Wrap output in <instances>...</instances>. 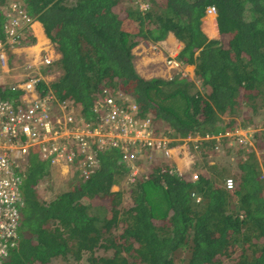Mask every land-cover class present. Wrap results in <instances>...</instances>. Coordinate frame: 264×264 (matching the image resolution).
Segmentation results:
<instances>
[{"label": "trees", "instance_id": "trees-1", "mask_svg": "<svg viewBox=\"0 0 264 264\" xmlns=\"http://www.w3.org/2000/svg\"><path fill=\"white\" fill-rule=\"evenodd\" d=\"M11 1L0 0V11ZM14 1L42 23L59 52L38 66L43 73L59 69L52 81L38 79L40 96L51 88L86 120H99L93 106L98 96L104 90L125 93L138 103L139 115L149 114L155 134H198L190 146L207 166H199L193 179L164 151L156 157L155 147H147L145 153H153L147 171L132 182L133 163L121 160L118 146L95 147L97 166L90 174L84 177L74 166L77 179L69 175L66 187L47 198L40 185L53 189L51 163L34 153L18 169L25 172L19 234L1 264H46L59 255L81 264L84 251L87 264H264V164L253 148L216 136L240 124H260L254 148L264 155V0ZM210 5L216 9L217 38L201 28ZM3 21L0 13L1 32ZM206 21L213 25L214 15ZM169 32L182 42L176 58L182 67L193 65L194 75L142 76L133 47ZM34 40L27 30L22 44ZM12 82L0 81V97L23 92L11 89ZM221 150L236 160L232 188L223 185L228 169L208 166ZM100 247L110 254H96Z\"/></svg>", "mask_w": 264, "mask_h": 264}, {"label": "built area", "instance_id": "built-area-1", "mask_svg": "<svg viewBox=\"0 0 264 264\" xmlns=\"http://www.w3.org/2000/svg\"><path fill=\"white\" fill-rule=\"evenodd\" d=\"M0 13L4 19L0 31L1 71L16 49L24 46L22 37L25 32L28 30L33 35L35 16L14 0ZM40 52L38 62L24 63V67L30 66V69L25 70L20 81L10 84L11 89L21 88L25 94L0 97V264L9 247L16 242L24 205L21 183L25 172L18 169L26 168L35 151L53 165L74 162L75 168L85 177L97 166L94 148L115 145L121 149V160L133 163L132 181L137 174L135 166L143 160L150 161L153 156L152 152L145 153V148L154 146L156 157L157 150L169 154V140L163 138L166 135L155 134L149 127L148 118L136 117L134 103L122 105L104 90L103 100L93 104L95 110L101 112L99 120H86L78 109L67 105V100L56 98L51 89L40 96L34 85L42 75L31 66L49 64L53 60L48 50L42 48ZM54 105L59 110L53 112ZM226 134L238 143L246 141L238 129ZM191 137L190 134L187 138ZM196 137L200 138L198 134ZM78 155L82 157L76 158ZM192 176L197 177V173L193 172ZM224 184L232 188L233 178L226 177Z\"/></svg>", "mask_w": 264, "mask_h": 264}, {"label": "rangeland", "instance_id": "rangeland-1", "mask_svg": "<svg viewBox=\"0 0 264 264\" xmlns=\"http://www.w3.org/2000/svg\"><path fill=\"white\" fill-rule=\"evenodd\" d=\"M120 3H122L124 5L128 2H127V0H123V1H120L119 4ZM118 7H119V5L116 8H118ZM214 16H215V14H214ZM204 20L205 21H204V24L202 25V30L207 35H212L215 32H217V25L215 26V23L212 25L209 22H207L206 19H204ZM209 29H211V30H209ZM36 30L37 29H35L36 35H38ZM212 31H214V33ZM169 36H171L174 39V37L171 34ZM218 36H219V34L217 32L214 37L217 38ZM35 39L37 40L38 37H36ZM174 41H175V39H174ZM169 43H168L167 38H165L159 42H151L150 40L143 39V40L139 41V43L133 47L132 51L135 55V59H134L135 66H136V69L139 72V74H141L144 77L163 76L166 78L174 75L176 72H181L182 74H189L190 76L194 75V66L193 65L183 66L182 68H178V67L171 68V66L166 62L167 58L170 54H173V53L177 54L178 53V48H177L178 43L176 42L177 46L175 45L174 48L171 47L170 45H168ZM43 46L46 48V50L52 49L51 43H49V45L48 44L42 45L41 47H43ZM40 50H41V48H40ZM30 52H32V50ZM39 55H41V54H39ZM32 58L33 57L30 58L31 60H25L26 57H22V59H20V57L14 58V54H13L10 57V60H9L10 63H9L8 68L2 67L4 72H1L2 77H0V81L1 82L20 81L21 78L24 76V73H25V70H23V64H24L23 62L24 61L31 62V63L37 62L35 59L33 60ZM12 59H13V62L11 63ZM37 69L38 68L36 66L32 68V70H35V71H37ZM16 71H18V72H16ZM43 72H41V74L43 76L47 75V77H45L46 79L44 78L47 81H52L59 76V69H54L49 73H43ZM105 94L114 97L116 101H119L122 104H128L127 99L126 100H120L117 90H115L113 92L109 91V92H106ZM97 100L102 101L103 96L99 95ZM179 103H180V101H178L177 107L180 106ZM259 106L261 109L262 106L260 103H259ZM260 109H257L253 113L254 117L256 119H259L261 117V110ZM55 110H59V108L54 105L53 106V112ZM99 113H101V112H99ZM226 118H227V116H225L224 119H226ZM240 125H242V124H240ZM240 125L238 127H243V128H238V130L240 132V136L243 139L246 138V141L241 143V146L244 147L246 150L249 148H253L255 150V155L260 160V164L263 165L264 164V155L263 154L261 155L259 150L254 148V147H257L256 141H255V138H256L255 130L262 128V126L260 124L254 125V124H250V123H249V125H243V126H240ZM263 128H264V126H263ZM220 135L221 134H219V136ZM163 138H165L167 140H176L178 137H170V136L166 137V136H164ZM186 140H188V139H186ZM186 140H185V142L181 141V143H179L181 145L175 147L174 149L169 150V153L172 154L171 158L176 163L177 169L181 173H184L185 171L194 172L201 165L207 166V164H205L204 157L199 152L192 149V147L190 146V142L186 141ZM235 147L239 148L238 145H236ZM34 153L38 155L37 151H35ZM77 153H78V151L76 152V154ZM156 155H157V157L162 156L163 155L162 150L161 151L157 150ZM38 157L40 160H43L39 155H38ZM81 157H82L81 155L76 156V158H79V159ZM34 158H37V156ZM149 162L150 161L148 159V160H143L141 163L137 164L135 166L136 172L138 173V172L147 171V166H148ZM212 164H215V165L220 166V167L223 166L226 169H228V170H225L226 171L225 172L226 177L232 176V173L234 171H236V160L234 158V154L232 155L230 152L229 153L223 152V150L219 151L217 155H215L214 157H212L209 160L208 166L212 165ZM74 165H75L74 162L68 163L67 165L62 164V163H58L55 166L53 164H49L50 170H51V172H53V174H51L52 180L54 183L53 189L47 188L45 190L43 187L40 186L42 193L44 195L47 194V198H51V196H53L54 192H57V191L66 187V179L68 178L69 175L71 178L73 177V175H75V177L77 179L78 174L76 173L77 171L74 170ZM189 168H190V170H188ZM68 169H69V174H68ZM51 175H49V176H51ZM222 181H223V179L221 180V182ZM118 188H119V186H117V185L112 186L113 190H117ZM123 191L124 192L128 191V188H123ZM110 252H111V250H109V249L104 250L101 247L97 248L95 250L96 254H103V255H108V254H110ZM88 256H89V252L84 251L82 258L80 260V263L81 264H87V257ZM182 260L183 259L180 257L176 258V261H178V262H181ZM46 264H76V261L73 259V257L71 255H67L64 257L59 255V256L52 257Z\"/></svg>", "mask_w": 264, "mask_h": 264}, {"label": "clouds", "instance_id": "clouds-1", "mask_svg": "<svg viewBox=\"0 0 264 264\" xmlns=\"http://www.w3.org/2000/svg\"><path fill=\"white\" fill-rule=\"evenodd\" d=\"M146 4H142V6H145ZM213 7V8H212ZM208 13H213V14H215V16H214V19H215V21H216V9H215V6L214 5H210V6H208L207 8H206V13H205V16L208 14ZM205 16L202 18V22H201V28H202V23H204V18H205ZM36 19V18H35ZM34 19V20H35ZM36 20H38V19H36ZM35 22V21H34ZM216 25H217V23H216ZM45 32V31H44ZM217 32H218V29H217ZM169 33H171V32H169ZM168 33V34H169ZM46 34V33H45ZM167 34V35H168ZM166 35V36H167ZM207 35V34H206ZM33 36L36 38L37 37V35H36V32H35V30H34V25H33ZM47 36V35H46ZM208 36V35H207ZM48 37V36H47ZM208 37H210V36H208ZM214 37V36H213ZM166 38V37H165ZM164 38V39H165ZM175 39H176V37H174ZM214 38H216V37H214ZM48 43H51L52 44V49H48V51L50 52V53H52V57H53V60L55 59V58H57L58 56H59V52H57L56 50H55V48H54V45H53V43H52V41L50 40V38L48 37ZM163 40V39H162ZM177 40V39H176ZM36 39L34 40V42L33 43H30V44H28V45H32V44H34V43H36ZM159 41H161V40H159ZM159 41H157V42H159ZM180 42V41H179ZM180 43H182V42H180ZM43 45H46V44H43ZM25 47L27 46V45H24ZM24 46L22 47V48H24ZM182 46V45H181ZM43 47H41V49H42ZM179 48V47H178ZM44 49V48H43ZM180 49V48H179ZM39 51H41V50H39ZM179 51V50H178ZM21 48H19V49H16V52L15 53H13L14 54V58L15 57H19V55L18 54H21ZM56 53H58V56H56L55 54ZM12 54V55H13ZM11 55V56H12ZM171 55V56H170ZM169 56H168V58H167V63L171 66V68H176V67H178V68H182V65H181V61L180 60H178L177 58H176V55L177 54H170ZM40 57V56H39ZM35 59V58H34ZM33 59V60H34ZM36 60V59H35ZM39 60V59H38ZM38 60H36L37 62H38ZM13 62V59L11 60V63ZM176 62V63H175ZM9 63L10 62H8V64L7 65H5L6 67H8L9 66ZM23 63H27V61H24ZM35 63V62H34ZM39 64L40 63H38V64H36V65H34V66H32V68L33 67H37L38 68V66H39ZM187 66V65H186ZM37 71H39L40 72V70H39V68L37 69ZM2 72H4V71H2ZM40 74H41V72H40ZM42 75V74H41ZM171 77V76H170ZM170 77H167V78H170ZM42 78H43V75H42ZM166 78V77H165ZM34 89H35V91H37L36 90V83H35V85H34ZM51 89V88H50ZM49 89V90H50ZM49 90H48V92H49ZM52 90V89H51ZM52 92H53V90H52ZM22 93H24V92H22ZM38 93V92H37ZM25 94V93H24ZM54 94V93H53ZM17 96V95H16ZM9 97V96H8ZM119 98H120V100H128V104L130 105V104H132V103H134L135 105H136V109H135V115H136V117H138L139 119H142V118H148V116H149V114H142V115H139L140 114V112L139 111H141L140 110V108H139V105H138V103L136 102V101H134L131 97H129L127 94H125V93H121V95H119ZM122 104V103H121ZM122 105H127V104H122ZM149 119V118H148ZM240 126H242V125H240ZM238 128H243V127H237V129ZM236 129V130H237ZM235 131V130H234ZM234 131H227V132H234ZM221 135L223 134V135H227L226 133H220ZM166 136H167V134H165ZM188 135H190V134H188ZM191 135H193V137H191V138H187L188 136H186V137H183V138H177V139H181V140H183V142H185V140L186 139H188V140H186V141H190V140H193V141H197V140H199V139H197V134H191ZM217 137L219 136V134L218 135H216ZM228 136H230V142H232V141H235L237 144H239V145H241V143H238L237 142V140L236 139H234L231 135H228ZM207 137V136H206ZM178 141V140H177ZM176 147V145L175 146H169V150L170 149H174ZM169 156H170V158L172 157V154H168ZM172 159V158H171ZM44 160V159H43ZM172 161H173V159H172ZM176 164V163H175ZM191 168V167H190ZM190 168H189V170H190ZM195 172V171H194ZM190 174H191V176H192V173L193 172H189ZM227 177H229V176H227ZM230 177H232V176H230ZM192 178L193 179H196V177H193L192 176ZM233 178V177H232ZM234 180V179H233ZM224 181H225V179H224ZM224 186H225V184H223ZM41 186V185H40ZM234 186V185H233ZM226 187V186H225ZM227 188V187H226ZM200 199V197L199 196H197L196 197V200H199ZM19 224H20V222H19ZM17 234H19V225H18V229H17ZM17 237H18V235H17Z\"/></svg>", "mask_w": 264, "mask_h": 264}, {"label": "crops", "instance_id": "crops-1", "mask_svg": "<svg viewBox=\"0 0 264 264\" xmlns=\"http://www.w3.org/2000/svg\"><path fill=\"white\" fill-rule=\"evenodd\" d=\"M35 22H34V30L35 29H37L36 31H37V33H39V35H41L43 38H44V44H48L49 45V43H48V37L46 36V34H45V32H44V27H43V25H42V23L39 21V20H34ZM205 21V20H204ZM202 24H204V23H202ZM215 26H216V24H215ZM216 33L217 32H215L214 34H212V35H208V36H210V37H213V36H215L216 35ZM172 35L173 37H175L172 33H169L167 36H166V38H167V40H169V42H177L178 43V47L180 48L181 47V45H182V43H180L178 40H176L175 38V41H174V39L172 40L171 39V36H169V35ZM37 37H38V35H37ZM176 42H175V44L174 45H170V44H168V45H170L171 47H173L174 48V46L176 45L177 46V44H176ZM37 45H38V39H37V41H36V43H34V44H32V45H27L26 47L24 46V48H21V54H18L19 55V57H20V59H22V57H26V59L25 60H31L30 58L31 57H33L32 59H36V60H38L39 59V54H40V52H39V50H40V48H41V46L42 45H40V47L38 46L37 47ZM36 46V48H34ZM177 47V48H178ZM43 48L44 49H46L44 46H43ZM179 48H178V50H179ZM34 49V50H33ZM32 50V52H30ZM56 56H58V53H56L55 54ZM4 67H6V66H4ZM23 67H24V65H23ZM7 68V67H6ZM23 70H25V69H23ZM2 71H4L3 69H1V71L0 72H2ZM16 72H18V71H16ZM38 73H39V71H37ZM1 75V74H0ZM45 77H47V75H44L43 76V78H45ZM46 79V78H45ZM185 144V143H184ZM179 145H181V144H177L176 145V147L177 146H179ZM184 156V155H183ZM182 156V157H183ZM181 157V158H182ZM180 158V159H181ZM179 159V160H180ZM189 170V169H188ZM185 172H190V171H185Z\"/></svg>", "mask_w": 264, "mask_h": 264}, {"label": "bare ground", "instance_id": "bare-ground-1", "mask_svg": "<svg viewBox=\"0 0 264 264\" xmlns=\"http://www.w3.org/2000/svg\"><path fill=\"white\" fill-rule=\"evenodd\" d=\"M210 15H214L213 13H208L206 16H205V18L204 19H206L208 16H210ZM203 19V20H204ZM214 23L216 24V22H215V19H214ZM45 42H44V38L41 36V35H39V33H38V45H37V47L39 46L40 47V45H43ZM35 48H36V46H35Z\"/></svg>", "mask_w": 264, "mask_h": 264}]
</instances>
